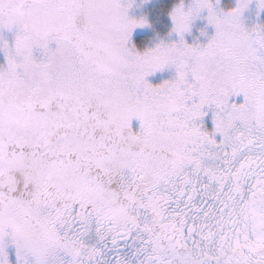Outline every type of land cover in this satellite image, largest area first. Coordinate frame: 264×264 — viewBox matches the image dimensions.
Returning a JSON list of instances; mask_svg holds the SVG:
<instances>
[{"label":"snow or ice","instance_id":"6c2138e0","mask_svg":"<svg viewBox=\"0 0 264 264\" xmlns=\"http://www.w3.org/2000/svg\"><path fill=\"white\" fill-rule=\"evenodd\" d=\"M0 264H264V0H0Z\"/></svg>","mask_w":264,"mask_h":264},{"label":"rangeland","instance_id":"374dc122","mask_svg":"<svg viewBox=\"0 0 264 264\" xmlns=\"http://www.w3.org/2000/svg\"><path fill=\"white\" fill-rule=\"evenodd\" d=\"M160 2H162V0H151L152 4H157V3H160ZM149 7H150V5H149Z\"/></svg>","mask_w":264,"mask_h":264}]
</instances>
